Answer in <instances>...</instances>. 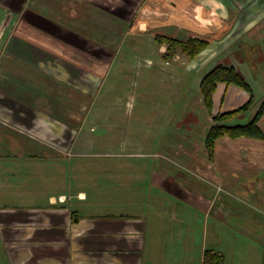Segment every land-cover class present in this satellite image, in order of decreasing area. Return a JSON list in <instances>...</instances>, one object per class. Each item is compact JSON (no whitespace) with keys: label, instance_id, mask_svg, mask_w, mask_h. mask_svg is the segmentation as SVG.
Returning <instances> with one entry per match:
<instances>
[{"label":"crops","instance_id":"1","mask_svg":"<svg viewBox=\"0 0 264 264\" xmlns=\"http://www.w3.org/2000/svg\"><path fill=\"white\" fill-rule=\"evenodd\" d=\"M27 1L0 0V264H195L198 236L207 243L203 256L222 249L197 226L226 220L233 209L241 217L233 226L262 235L264 140L221 138L213 158L206 147L215 117L241 109L251 94L220 83L209 110L200 85L217 66L236 68L256 104L221 125L254 120L264 100V0L172 1L169 18L190 21L192 38L209 47L188 59L195 65L178 88L161 86L165 102L155 110L163 118L128 128L88 125L100 112L90 105L104 97L103 80L120 58L105 57L112 42L99 44L88 29L92 7L82 16L65 11L67 0L25 8ZM155 66L175 74L160 64L143 71ZM174 96L180 101L170 116ZM193 98L201 119L182 126L184 112L176 114ZM149 106L139 123H152ZM126 108L131 113L130 100ZM259 125L264 132V116ZM227 238L229 245L231 230Z\"/></svg>","mask_w":264,"mask_h":264},{"label":"rangeland","instance_id":"2","mask_svg":"<svg viewBox=\"0 0 264 264\" xmlns=\"http://www.w3.org/2000/svg\"><path fill=\"white\" fill-rule=\"evenodd\" d=\"M39 1L41 4L47 3L46 1L44 2V0ZM172 1L174 0H67V2L65 1L64 3L61 2V6L64 4L67 13L73 12L75 15L77 13H82V16L86 14L90 16V12L87 13L86 9L92 7V18H89L87 22L88 25H91V28L88 27V29L93 31V34L96 33V39L99 44L107 46V43L112 42L111 45L107 47L109 52H105L107 54L105 57L112 58L120 56L119 61L109 72V76L103 80L102 91L104 92V97L98 99L96 105H90V113H95L98 110H100V112L96 113L98 116L96 121L88 125H103V123H107L108 125H123L125 128H128L130 125H155L158 119L163 118L162 114H164V112L155 110L158 109V102H165L162 96L163 94H159L161 86L165 85L163 89L167 91H170L172 88H178V84L180 83L179 80L181 82L185 81V79H187L188 68L195 65V63H190L188 58L182 54L181 51H178L175 56H179L178 62H174L175 64L173 66H170V64L167 65L164 58L166 50H161V47L158 46L156 42V37L160 35L180 37L183 39L195 37V30L194 27L191 26L190 21L187 19H179L180 22L177 20L179 22L177 24L176 21L174 22L173 19L171 20L169 18V14L175 13L174 8L172 9L171 7ZM29 4H31V0L25 2V8H28ZM52 7L54 10L57 9L55 4H53ZM55 13H57V11ZM165 13L168 14L165 15ZM8 21L10 23L11 19H8ZM152 22L167 23L168 26L153 24ZM182 26L183 29L186 28V33L173 28ZM165 28H167V30ZM81 29L86 31L83 27ZM89 38L94 37L89 35ZM112 46L121 49L119 55H117L116 50H114ZM122 49H127L129 52L124 53L126 51L122 52ZM163 49L166 48L163 47ZM152 56H156L157 60L162 58L161 60L164 61L159 63L156 59L154 60ZM127 59L135 60V65ZM122 60L123 62H121ZM157 64H160L161 67L168 70V74L171 73L170 71H173L175 73L171 74L173 77H169L168 74V76H166V74L158 73L157 66L150 68L147 72L143 71L148 69L146 66L153 67ZM163 79L166 80L164 82L165 84L163 83ZM155 93L159 94L161 98L159 95L153 96ZM120 95L123 97L116 99V97ZM171 99L174 104L171 105V110H169L170 116L173 112V108L176 104L179 106L180 101L175 96L171 97ZM129 100L133 104L131 113H129V109L126 108V102ZM166 100L168 101V99ZM115 102L118 103L116 104ZM149 103H151L149 109L152 114L149 117L152 123H139V115L148 109L145 108V106ZM183 107L184 111L181 110ZM181 109H179L176 114L178 118L181 113L184 112L182 116L184 119L181 121L180 125L199 123L201 115L200 110L195 107V98H193L192 103L189 104L185 101ZM124 113H126V115H124ZM96 114L90 118H95ZM145 115L148 117L147 113ZM168 122H170V120ZM160 125H163V123ZM199 185H202L200 181ZM217 208L218 207H215V209ZM239 218L241 217L235 213L233 209L230 218L226 220H216L215 222L211 221L204 227L203 225L197 227H202V230L206 231V235H208L210 239L215 237L216 240H219V244L222 246L221 254L224 256V264H264V224L262 226V236L255 231L257 229L256 227H247L245 225L241 227L233 226L230 223L231 220L240 222ZM245 229H250L251 232L248 231L245 233ZM230 230L233 238L228 245L227 236H230ZM198 245L199 246L195 248V264H202L203 248L207 245V243L204 245L203 236H198ZM210 245L211 247L213 246L212 244ZM209 248L210 247H208V250Z\"/></svg>","mask_w":264,"mask_h":264},{"label":"trees","instance_id":"3","mask_svg":"<svg viewBox=\"0 0 264 264\" xmlns=\"http://www.w3.org/2000/svg\"><path fill=\"white\" fill-rule=\"evenodd\" d=\"M53 4H55L57 8L60 6L59 3L55 1ZM156 42L160 47L166 46V53L164 54L166 61L175 58L178 51H181L188 59L195 60L209 47V43L205 39L200 38L184 40L178 37L160 35L156 37ZM220 83L235 85L245 89L251 94V101L237 111L215 117V122L217 124L211 128L206 139V147L211 158L214 156L216 142L221 138L229 137L231 139H239L246 137L264 140V132L259 125L261 118L264 116V100L256 117L251 123L241 126L221 125V123L225 121L246 114L256 104L250 85L236 68L220 65L215 67L204 77L200 89L205 106L209 110L213 108V96ZM203 264H224V256L214 250H207L203 256Z\"/></svg>","mask_w":264,"mask_h":264},{"label":"built area","instance_id":"4","mask_svg":"<svg viewBox=\"0 0 264 264\" xmlns=\"http://www.w3.org/2000/svg\"><path fill=\"white\" fill-rule=\"evenodd\" d=\"M59 200L64 202L66 199H65V197H60Z\"/></svg>","mask_w":264,"mask_h":264}]
</instances>
